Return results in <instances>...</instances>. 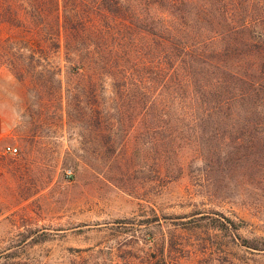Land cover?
I'll return each instance as SVG.
<instances>
[{
  "label": "rangeland",
  "instance_id": "rangeland-1",
  "mask_svg": "<svg viewBox=\"0 0 264 264\" xmlns=\"http://www.w3.org/2000/svg\"><path fill=\"white\" fill-rule=\"evenodd\" d=\"M239 8L248 97L229 121L203 118L217 130L184 129L200 140L161 162L150 79L121 98L109 80L71 79L64 49L22 77L0 50V263L264 264L244 245L264 246V0Z\"/></svg>",
  "mask_w": 264,
  "mask_h": 264
},
{
  "label": "trees",
  "instance_id": "trees-1",
  "mask_svg": "<svg viewBox=\"0 0 264 264\" xmlns=\"http://www.w3.org/2000/svg\"><path fill=\"white\" fill-rule=\"evenodd\" d=\"M250 1L0 0V50L8 56L2 64L22 77L42 62L54 66L50 58L64 49L71 79L87 72L93 88L109 80L121 98L129 95L127 86L150 79L161 162L172 157L179 140H200L199 132L187 136L184 129L217 130L222 125L205 126L203 118L229 121L235 104L248 97L251 68L240 63L251 58L243 48L252 46V29L237 12ZM99 114L97 107L90 111L95 119ZM106 153L108 161L118 156L115 150ZM16 255L0 264H25L14 261ZM161 264H167L163 254Z\"/></svg>",
  "mask_w": 264,
  "mask_h": 264
},
{
  "label": "built area",
  "instance_id": "built-area-1",
  "mask_svg": "<svg viewBox=\"0 0 264 264\" xmlns=\"http://www.w3.org/2000/svg\"><path fill=\"white\" fill-rule=\"evenodd\" d=\"M2 154L9 156H16L19 153V150L15 146L7 145L2 149Z\"/></svg>",
  "mask_w": 264,
  "mask_h": 264
}]
</instances>
